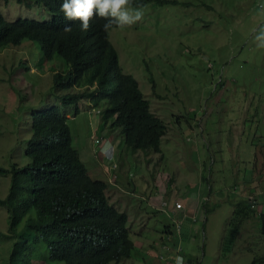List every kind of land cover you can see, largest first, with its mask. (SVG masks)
<instances>
[{
  "label": "rangeland",
  "instance_id": "374dc122",
  "mask_svg": "<svg viewBox=\"0 0 264 264\" xmlns=\"http://www.w3.org/2000/svg\"><path fill=\"white\" fill-rule=\"evenodd\" d=\"M174 1L130 7L141 17L109 32L122 71L137 80L151 111L167 125L161 151L124 149L119 129L103 124L101 107L88 97L76 114L68 112L72 145L90 177L107 183L110 203L127 214L131 239L143 245L120 264H174L177 254L183 264H249L264 252L256 220L264 211V38L256 39L264 31V0ZM0 13L8 20L48 18L40 6L17 0H0ZM64 68L57 55L40 63L37 42L0 48V166L29 162L24 147L31 112L68 93L53 83ZM98 137L114 145L112 161L92 149ZM10 183L11 174L0 175V198ZM241 200L255 212L238 226L239 219L230 218ZM164 225L170 236L160 233ZM23 226L24 220L17 233ZM0 233H8L1 206ZM17 241L0 235V264H7Z\"/></svg>",
  "mask_w": 264,
  "mask_h": 264
},
{
  "label": "trees",
  "instance_id": "16d2710c",
  "mask_svg": "<svg viewBox=\"0 0 264 264\" xmlns=\"http://www.w3.org/2000/svg\"><path fill=\"white\" fill-rule=\"evenodd\" d=\"M17 1L28 8L40 6L48 18L20 15L8 20L0 13V48L37 42L40 63L59 56L65 68L53 74V83L68 93L58 95V104L31 112L30 137L24 147L29 162L21 167L14 163L9 169L0 166V175L11 174L8 193L0 198L8 214V233L0 235L8 240L19 237L7 264H35L37 259L42 260L39 264H120L137 251L127 214L110 203L107 183L90 177L72 145L68 112L73 109L76 114L79 102L88 97L91 106L101 107L103 124L119 129L124 149L132 153L160 152L167 125L151 111L137 80L122 71L109 39L117 25L103 26L108 17H99L94 10L88 30L83 31L79 18L64 16L61 0ZM151 1L128 0L127 6L140 8ZM254 212L246 200L238 201L230 223L239 219V226ZM23 220L24 231L17 233ZM256 220L264 236V211ZM249 264H264V252Z\"/></svg>",
  "mask_w": 264,
  "mask_h": 264
},
{
  "label": "clouds",
  "instance_id": "9594fccd",
  "mask_svg": "<svg viewBox=\"0 0 264 264\" xmlns=\"http://www.w3.org/2000/svg\"><path fill=\"white\" fill-rule=\"evenodd\" d=\"M127 5L128 0H61L60 9L68 19L79 18L81 30L86 31L94 10L97 16L109 18L103 25L105 29L112 24L124 26L134 23L141 17L142 11ZM69 30L70 26L66 25L65 31ZM262 38H264V31L259 32L256 37L259 41ZM261 45H264V42Z\"/></svg>",
  "mask_w": 264,
  "mask_h": 264
},
{
  "label": "built area",
  "instance_id": "2783aa9c",
  "mask_svg": "<svg viewBox=\"0 0 264 264\" xmlns=\"http://www.w3.org/2000/svg\"><path fill=\"white\" fill-rule=\"evenodd\" d=\"M93 144L98 146L100 148V150L102 151L103 155L106 156L110 161H112V158L114 157L115 147H114V145H112V143L107 138H104V137L93 138ZM114 162H115V164L112 163L111 167H109L111 172L115 171L116 167L118 166V164H116L117 161L114 160ZM112 177L114 179L117 178V176L115 174H112ZM166 205H167V203L164 201L163 206H166ZM175 208H177V209L181 208V204L177 201H175ZM179 229H180V227H179ZM179 229H178V231H179ZM166 236H168V235H166ZM180 251H181V248L179 247L176 252L178 253ZM173 263L174 264H183L182 259L180 258L179 254H177V256L173 257Z\"/></svg>",
  "mask_w": 264,
  "mask_h": 264
},
{
  "label": "crops",
  "instance_id": "0c3cea01",
  "mask_svg": "<svg viewBox=\"0 0 264 264\" xmlns=\"http://www.w3.org/2000/svg\"><path fill=\"white\" fill-rule=\"evenodd\" d=\"M104 138H107V137H104ZM95 147H97L96 148V151H97V154L99 155V150H98V146H95V145H92V149L94 150L95 149ZM80 157H82V155L80 154ZM82 159V158H81ZM84 162V161H83ZM85 163V162H84ZM194 221H196V218L194 219ZM166 228V229H165ZM166 230H167V232H166ZM165 233L166 232V234L165 235H168V236H170L171 235V230H170V228L168 227V225H164L163 226V229L160 231V233ZM136 237L138 238V235H136ZM171 238H169V242H171V240H170ZM134 242V244H135V246L137 247V246H139L140 248H143L142 246L143 245H141L140 243H139V245L138 244H136V242L135 241H133ZM164 242H166V241H164ZM153 249H156V246H153L152 247ZM147 251H148V249L147 250H145V254H150L149 252L147 253ZM150 251V250H149Z\"/></svg>",
  "mask_w": 264,
  "mask_h": 264
}]
</instances>
